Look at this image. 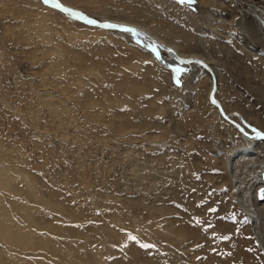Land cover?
<instances>
[{
    "label": "rangeland",
    "instance_id": "374dc122",
    "mask_svg": "<svg viewBox=\"0 0 264 264\" xmlns=\"http://www.w3.org/2000/svg\"><path fill=\"white\" fill-rule=\"evenodd\" d=\"M60 1L216 58L233 119L200 64L157 60L146 38L42 0H0V211L37 238L16 245L0 228V264H264L229 170L250 143L237 113L264 128V52L221 22L241 16L237 4L210 6L207 24L198 0ZM261 141L234 160L244 193L262 173Z\"/></svg>",
    "mask_w": 264,
    "mask_h": 264
},
{
    "label": "bare ground",
    "instance_id": "6f19581e",
    "mask_svg": "<svg viewBox=\"0 0 264 264\" xmlns=\"http://www.w3.org/2000/svg\"><path fill=\"white\" fill-rule=\"evenodd\" d=\"M198 1H199V7L202 9V12L204 14V18H205L207 24L209 23V20H208V17L205 16V14L210 15V14H208L210 12L207 10V9H209L210 6L215 4V6L217 5L219 8H222V7L224 8L223 0H198ZM224 1H226V0H224ZM231 1L232 2L234 1V3L237 4V7H239V9H240L241 16L238 19L236 17H233V20H231V21L223 18L221 20V22L224 24H227V25H234L235 24V26H237L239 31L242 33V35L245 39V42L249 46L256 47L257 51H258V49H260L261 51L264 52V32L262 30V28H263L262 24L264 23V0H231ZM52 3L55 4L56 6H60L61 8H65L66 10L72 12L73 15H71V16L74 17L75 19L76 18L80 19V21H83L84 19L85 20H92L91 18H94V17L82 12L81 10H79L77 8H74V7L66 5L65 3H62L60 0H52ZM229 4H231V3H229ZM223 16H225V15H223ZM235 18L238 21L235 20ZM94 19H96V18H94ZM239 19H240V21H239ZM96 20L98 21V23H111L112 25H116L117 27L122 28V29H125L128 27L137 29L141 33L140 37L146 38L147 41L151 44H159L161 46V50L164 51L166 54L170 55L171 57H173L175 60H178L179 62H177V63H179L180 64L179 66H181V67H184L183 61H193V62L201 61L203 63V65L201 63H198V64H200L204 68V70L208 73L209 78L211 80V87L209 84L210 89L208 91V96H209L211 102L219 108V110L221 111V113L224 116L229 117V119L231 118V116L225 111L221 100L219 98H217V96H216V91L220 89L219 85H220V81H221V75L219 72L220 62L216 58L207 57L205 59L203 57H200V56H197L194 54L183 55L177 49L165 44L163 41L159 40L157 37L151 35L150 33H148L147 31L143 30L142 28H140L138 26L126 24V23H121V22H117V21H113V20L111 21V20H108L105 18H98ZM166 49H172L173 51H172V53H167L165 51ZM205 65H207V67H205ZM217 85H218V87H217ZM256 90H258V88ZM237 114L239 115V117H238L239 119L237 118V121L235 120L236 125L242 130L246 139L250 143L246 147H244L242 149H238L237 151H235V153L232 156V159L230 160V163H229L230 176H231V180L233 181V184L235 186H237L236 188H237V190H239L238 191L240 193L239 203L243 206L242 208L245 209V211L248 213V215L251 216L250 218H251V222L253 224V227L255 229L254 230L256 233L255 235H256L257 239L259 240V242H260V244L264 250V200H258V198H257V190L260 187L263 189L262 193H264V157H263L262 161H260V163L262 162V173H260L261 175L259 174L260 176L254 177L256 183L254 182L255 186H253L252 191L250 189L249 192L244 193L243 190L239 187L240 185L237 184L238 182H237L236 178L234 177L235 175L233 174L234 173L233 170L235 169V164H236V162L234 160L236 158H238L244 152L246 154H249L248 156H250L251 154H253V155L257 154V147L252 145V140L264 141V138H261V137H264V128L260 125L256 126V125L251 124L247 115L241 114L240 112ZM231 119H233V118H231ZM257 132H260L261 136H257ZM250 162H252V161H250ZM253 162H252V164H253ZM5 169H6V167H5ZM249 169L252 170V168H249ZM254 173H255V171H254ZM8 177H9V174H8L7 170H2V167L0 165V186H4V184H8V182H9ZM0 205L2 206L1 200H0ZM22 209L24 210L25 213L28 211L27 208L23 207ZM0 210H1V208H0ZM5 210L6 209L4 208V211L3 210L0 211V228L3 230L1 232L2 238L6 239L9 243H13V244L16 243V245H18V243L20 244V242L23 243V239H25L27 242H30V243H36L37 238L35 237V235L31 234V232L27 233V232L23 231V229H18L17 228L18 226L16 228H15V226H13L16 222H14V224H13V222H12L13 220L11 221L9 218L10 212L8 213V211H5ZM13 218L15 219V217H13ZM15 221H16V219H15ZM23 244H25V243H23Z\"/></svg>",
    "mask_w": 264,
    "mask_h": 264
},
{
    "label": "snow or ice",
    "instance_id": "6c2138e0",
    "mask_svg": "<svg viewBox=\"0 0 264 264\" xmlns=\"http://www.w3.org/2000/svg\"><path fill=\"white\" fill-rule=\"evenodd\" d=\"M42 2L45 4V5H48V4H51L52 3V0H42ZM179 3L180 4H185V5H189V6H195L196 3H197V0H179ZM86 15V14H85ZM93 21H95V23L93 24V26H97V25H103L104 23H98V21L94 18H91ZM108 24H111V23H108ZM111 29H117V28H111ZM119 31H123V32H126V33H132V32H135L137 35H141V33L135 29V28H131V27H128V28H125V29H117ZM152 47L149 48V51L151 54L154 55V57L157 59V60H160L161 59V56H162V52H161V46L159 44H151ZM167 53H172V49H166L165 50ZM174 63V62H173ZM184 64H189V63H202L201 61H196V62H193V61H183ZM205 67H207V65H205ZM172 72H174L175 74H177L178 76L182 73V69L181 68H172L171 69ZM255 130V129H254ZM257 136H261V133L260 132H257ZM261 138H264V137H261ZM260 199L261 200H264V193H262L260 195ZM211 211L213 212H216L218 213L219 210L218 209H212ZM209 224H211V222L209 221ZM227 239V238H225ZM144 248H149L150 245H143Z\"/></svg>",
    "mask_w": 264,
    "mask_h": 264
},
{
    "label": "water",
    "instance_id": "95a60500",
    "mask_svg": "<svg viewBox=\"0 0 264 264\" xmlns=\"http://www.w3.org/2000/svg\"><path fill=\"white\" fill-rule=\"evenodd\" d=\"M48 5H49L50 7H53V8H55V9L59 10V11H63V12H65V13L69 14V15H73L72 12L66 10L65 8H61L60 6H56V5L53 4V3L48 4ZM74 13H75V12H74ZM82 22L85 23V24H87V25H90V26H93V24L95 23V21H92V20H85V19H84ZM95 27H100V28H110V29H111V28L122 29V28L117 27L116 25H112V24H108V23H104L103 25H97V26H95ZM117 29H115V30H117ZM201 64L203 65V63H201ZM262 192H263V189L260 187V188L258 189L259 196L262 194Z\"/></svg>",
    "mask_w": 264,
    "mask_h": 264
}]
</instances>
